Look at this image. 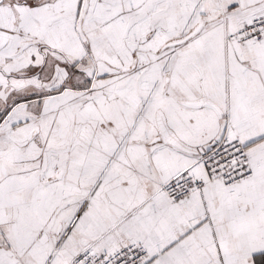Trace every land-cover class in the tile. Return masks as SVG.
Listing matches in <instances>:
<instances>
[{"label": "snow or ice", "instance_id": "snow-or-ice-1", "mask_svg": "<svg viewBox=\"0 0 264 264\" xmlns=\"http://www.w3.org/2000/svg\"><path fill=\"white\" fill-rule=\"evenodd\" d=\"M0 264H264V0H0Z\"/></svg>", "mask_w": 264, "mask_h": 264}]
</instances>
